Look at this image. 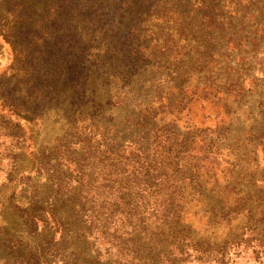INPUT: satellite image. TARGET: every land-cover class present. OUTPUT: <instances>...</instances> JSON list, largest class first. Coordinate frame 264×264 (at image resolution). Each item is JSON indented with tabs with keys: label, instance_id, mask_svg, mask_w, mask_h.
<instances>
[{
	"label": "rangeland",
	"instance_id": "1",
	"mask_svg": "<svg viewBox=\"0 0 264 264\" xmlns=\"http://www.w3.org/2000/svg\"><path fill=\"white\" fill-rule=\"evenodd\" d=\"M214 4L208 68L134 95L142 27L180 2L0 0V264H264V0ZM148 101L171 130L153 191L109 149ZM55 204L72 231L31 234L28 210Z\"/></svg>",
	"mask_w": 264,
	"mask_h": 264
},
{
	"label": "trees",
	"instance_id": "2",
	"mask_svg": "<svg viewBox=\"0 0 264 264\" xmlns=\"http://www.w3.org/2000/svg\"><path fill=\"white\" fill-rule=\"evenodd\" d=\"M206 1L207 0H203L196 4H190L188 1L177 0V2H180L181 4V10H177L171 5V7H167L166 13H156L155 18H152L153 21L149 19L150 24L146 27H142L147 33H151L155 38L152 43L148 42L145 47H141V50L144 51L148 60L143 62L144 60L142 61V59H139L137 61L138 63L143 62L142 65H144V67L142 74L136 77L138 82L132 83L133 89L137 90L134 95L139 94V92L143 90L142 87L140 88L138 86H140L145 79L155 80V76L161 74L162 76H158L156 80H159L162 77L163 80L161 79L159 81H162L161 83H166L168 82V79H171L177 83H182L181 89H183V85L187 82L185 80L182 81V79L185 76H189L193 68L199 67L198 70H203L202 68L204 67L208 68L207 65L212 61L211 53L213 43L211 38L215 37L211 35V33L217 28L221 31L222 26L217 23L218 20L215 19V16L213 15L216 6V4H214L215 0H210V3H206ZM129 2H131V0H129ZM170 12L175 14V18L172 19L175 21L170 20L171 16H168ZM187 30L192 34L197 33L196 35H199V37L196 38L198 45L193 44L190 39L188 40L189 46H187V44L183 45L182 41L186 39H183L182 35L183 32ZM202 36L203 38H200ZM146 40L147 37L144 42ZM179 45L182 50L176 49ZM194 63L196 67H194ZM198 70H196V72H198ZM171 95H173V92ZM169 99H172V97ZM151 103V101H148L146 107H143L140 111H135L131 116V121H128L129 125H126L122 130L114 132V138L109 145V147L111 146L109 149L114 152L117 150L115 146L123 149L127 155V159L130 158L128 152H137L139 159L138 173H141L142 176L141 189H149V191L158 190L161 186L158 184L162 181L156 172L151 175V168L153 167V160H151L153 159L151 147L157 141L158 133L162 128L165 129L166 133L171 131L167 125L162 124L165 120L164 117H166L167 114L162 117L161 114L154 111L155 114L152 115V109L149 108V104ZM179 136L180 134L176 133V137ZM186 138L187 137H185L184 140ZM157 146L159 147L158 143ZM106 153L108 154V148H106ZM122 170L123 167L120 171L122 172ZM125 170L127 169L125 168L123 171ZM131 170H134V166ZM151 176L152 185L149 186L148 180L151 179ZM187 185L189 186V183ZM191 185L200 186L203 185V183H201L200 178L197 177L194 183H190V186ZM54 202L56 203L57 201ZM59 210L60 209L56 204L51 210L46 207L35 208L32 211L28 210L27 221L30 224V227H28L29 232L31 234L33 233V235L38 233L42 236L47 234L51 237L56 236L58 233L61 238L66 237L72 229L62 221V218H64L65 215ZM43 214L51 217V222L53 223L51 227L49 226V221L43 217ZM29 253L36 258L37 263L42 259L39 253L38 255L36 254V257L35 251L33 250L29 251Z\"/></svg>",
	"mask_w": 264,
	"mask_h": 264
}]
</instances>
